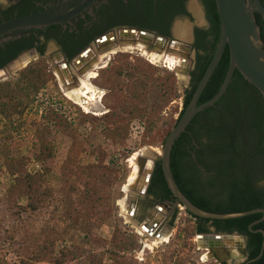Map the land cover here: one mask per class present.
Listing matches in <instances>:
<instances>
[{"label": "trees", "instance_id": "16d2710c", "mask_svg": "<svg viewBox=\"0 0 264 264\" xmlns=\"http://www.w3.org/2000/svg\"><path fill=\"white\" fill-rule=\"evenodd\" d=\"M127 1L129 6L127 8L121 0H108V4H101L99 14L100 16L103 15V18L98 29L93 30L94 33L89 32V40L120 26H138L141 29H149L152 26V31L155 30L158 34L168 37L169 25L172 20L184 12V0H168L164 3L162 0H141V13L135 10L131 11L132 0ZM201 2L209 27L207 30L196 29L195 31L194 67L190 72L188 87L184 90L183 109L179 116L191 100L196 85L209 64L219 39L220 25L215 1L201 0ZM260 2L264 6V0H260ZM174 5H178L177 9H174ZM34 12L32 10L22 15ZM166 14H168L167 24H165ZM255 18L260 29L261 40L264 43V23L258 14H255ZM80 25L78 28L81 29ZM55 26L58 25L53 27ZM72 56L73 54L69 58ZM13 57L0 62V68ZM228 66L229 51L226 48L204 87L198 104L209 100L218 92ZM42 69L36 63H32L26 66L18 77L17 87L20 89L19 83H23V93L27 101L30 102L18 101L14 107L8 108L5 102L7 94L0 93V162H2L9 176L16 175L12 187L7 192V198L10 206L17 198H26L25 205L16 204V207L11 209L9 217L5 218L4 224L6 225L1 227V232L6 238L0 241V252H4V254H9V251L14 252V259L8 260L4 256H0V264H43L45 262L64 264L68 258L70 259V255L73 253L68 250L65 253L59 252L55 256L53 254L55 247H53L52 242L51 249L48 250L44 246L41 249L38 247L39 250L37 251L31 249L28 243L18 242L11 236L18 232L21 225V213L37 212L39 204L44 201L42 197L51 190V183H46L45 177L47 175L52 174L55 180L61 183L62 179L65 180L66 178L62 172L68 174L70 171L72 176L73 173L78 176L80 173L89 172L90 178H93L99 170H103L102 151L101 148L98 150L100 143L93 141L90 145L86 143H79L78 145V141L75 139L72 143L76 148H80V151L85 153L84 155H87L91 163L84 165L80 157L73 156L67 150L65 159L62 161L61 174L59 173L61 179L56 173L57 161L52 155L54 154L53 148H57L62 142L71 141L75 124L69 114L54 109L52 104H48L42 111L38 109L37 101H35L36 95L45 86ZM167 74L161 75V71L151 65L148 67L121 65L104 70L100 76L104 77V82L107 84L115 82L119 84L120 78H125L131 82L126 88L127 96L122 90L116 92L111 89L110 93L112 92L115 96L116 105L123 104L122 106L129 117L148 115L150 124L148 128L153 130L160 121L162 109L178 96L175 80L171 73ZM118 111H110L102 117V121L111 120L112 126L108 127L103 124L102 128H99V139L106 137L107 133L117 128L116 126L113 129V123L117 124L113 118H118ZM27 112L32 115V121H35V129L32 131L33 137L30 141L24 134L26 135V131L31 130V125L28 123V125L20 126L21 124L13 119L14 115L21 119V116H25ZM27 119H25L27 122L31 121V119L30 121ZM90 120L92 121V119ZM176 122L177 120L174 125ZM93 126L95 128H93L92 137H96L98 126L95 122ZM16 136H24V140L27 142L25 145L32 153L35 164L40 166L41 173L31 175L27 171L30 159L26 157L17 158L15 154L11 156L12 152L21 151L20 144L14 148L11 147ZM170 160L171 171L176 184L184 196L196 207L219 214L264 208V96L236 69L226 93L212 106L198 113L185 131L175 140ZM73 165H75V169L71 171ZM107 180L110 182L109 178ZM92 193L93 190L87 189L85 198L93 200L94 194ZM147 195L152 196L155 202L161 200L176 201L164 180L159 160L155 162ZM51 202L53 201L50 200L49 203ZM0 211L4 214L7 212L4 207L0 208ZM100 212L102 213L103 210ZM185 212L186 225L181 226L176 232L175 247L167 256L170 262L174 257L180 255L184 248L189 246L190 238L197 234H208L210 228L220 234L236 233L243 236L248 260L259 255L263 236L257 230L264 231V220L260 223H253L263 217L262 213L230 220H209ZM63 215L65 217L66 212ZM250 225L252 226L249 230ZM178 241H181L180 248L177 245ZM138 247L137 240L129 237V240L127 238L126 241H119L116 244L118 250L116 252L132 251ZM64 248L66 249V247ZM180 264H184V261ZM209 264L219 263L212 261ZM248 264H264V249L258 260Z\"/></svg>", "mask_w": 264, "mask_h": 264}, {"label": "rangeland", "instance_id": "374dc122", "mask_svg": "<svg viewBox=\"0 0 264 264\" xmlns=\"http://www.w3.org/2000/svg\"><path fill=\"white\" fill-rule=\"evenodd\" d=\"M0 1L3 2L4 0ZM193 8L198 11L200 10L201 13L203 12L195 1L193 3ZM194 21L195 19L193 23ZM181 22L184 23L185 21L182 20ZM198 25H204V21ZM180 29L183 33L187 32L186 28L183 26L182 28L180 27ZM183 33L181 34L184 35ZM176 41L188 46L191 40L190 36H188L185 38V42L180 39ZM128 48L129 49L126 50L118 48L113 51L114 53H108L110 51H107L102 54L97 53L96 49L93 48L91 53L92 55L96 54L97 58L92 61L91 64L96 62V67L92 69L96 73V77L92 80L81 79L80 84L79 78L83 77L77 74L74 66L70 67L69 74L75 73L77 75V84H73L67 74L55 70L50 58L48 61H45L44 58L39 60L35 58L29 63H36L40 68H43L42 71L44 73L45 86L41 88L35 99L38 109L42 111L48 104H52L54 109L69 114L75 124L71 141L62 142L60 146L55 149L53 148L52 151L54 153L52 155L55 161H57L56 173L58 176L60 177L59 173L61 174L60 169L62 161L65 159L67 150H69V153L73 156L77 155L78 158L80 157L84 165H89V163H91L87 155H84L85 153L83 154L80 148L74 146L72 141L75 139L78 141V145L79 143L90 145L93 141L100 143L98 150L101 148L102 151L103 170H99L93 178H90L91 174H89V172L80 173L78 176H75L74 173L73 176L70 175V171L68 174L62 172L66 178L65 180L62 179L63 181L61 183H59L58 180L56 181L52 174L47 175L45 177L46 183H51V190L42 197L44 201L39 204L37 212L21 213V225L18 228V232L11 237L18 242L28 243L31 249L37 251L39 250L38 247L41 249L44 246L48 250L51 249L52 242L53 247H55L53 248V254L55 256H57L59 252L63 251V253H65L68 250L73 254L70 255L71 258H68L64 264H180V262L183 261L184 264H209L213 260L209 259V256L205 258L208 254L206 250L198 245L196 237L190 238L188 241L189 246L184 248L180 255L174 257L170 262L167 256L175 247V230L173 231V236L170 238L169 243L158 241V239H155L156 237L149 236L147 231L144 233V230L140 227L146 218L143 219L144 216L142 214H135L134 216L129 215L127 213V207H124L122 203L125 199L124 189L128 186L131 176L135 172L133 159L136 155L145 157L147 162L144 169L145 171L146 169L147 171L150 170L147 173L150 175L153 165L152 158L155 161V154L161 153L164 143L163 139L166 138L168 132L173 128L175 121L178 119L183 109L184 90L188 87L189 79L181 73V68L184 67L182 60H190L192 57V52H190L187 57L181 54L185 52V50L173 54L180 60L179 67L176 69L172 63H166L167 59L162 57L170 54L167 46L158 53L153 50L147 51L145 49L146 54L141 50ZM54 52V48H48L46 49L45 55L50 56ZM155 54L161 56V58L158 59L153 57ZM24 56L26 55L10 63L7 68L2 71L5 75L0 77V93L7 94V98L4 100L8 108L14 107V104L18 101H22L23 103L30 102L27 101L23 93V83H19V86H21L20 89L17 87L20 72L29 65L27 64L28 61L25 59H23V61L25 60L24 62L19 60ZM121 65L128 67L130 65L145 67L151 65L158 68L163 76H165L166 73H168L167 75L171 73L175 80L178 96L173 98V100L162 109L160 112V121L153 130L148 128V126H150L148 115H145V117H129V114L122 106L123 104L120 103L116 105L115 96L112 92L110 93L111 89L116 92L122 90L124 95L127 96L128 91L126 88L131 82L125 78H120L119 84L117 82L107 84V82H104V77L102 78V76H100L101 72H104V70L106 71ZM83 81H86L92 90L88 92V90L82 88ZM32 82H34V80H32ZM80 90L84 93L88 92V97L80 96V94H78ZM73 91L79 96L71 94ZM94 95L96 99L101 98L100 101L96 100L93 102L99 108L98 110L90 109L87 104V102H89V97H93ZM114 110H119L118 118H113V120L115 119L117 121L116 125L113 123V129L116 126L117 128L107 133L106 137L99 139V128L103 126V124L108 127L112 126L111 120L102 121V117L106 113ZM38 115L40 114L38 113ZM31 118L33 119L32 115L28 112L25 116H21V119H19L17 115L13 116L14 121L17 123L19 122V124H21L20 126L28 125V123L31 125V130L26 131V135L24 134V136L28 138V141L32 139V131L35 129V121H32ZM25 119L28 121L31 119V121L27 122ZM90 119H92V121ZM94 122L98 126L96 137H92L93 128H95V126H93ZM24 136H16L15 141H13L14 144H11V147L14 148L20 144L21 151H15L16 153L12 152L11 156L15 154L17 158L26 157L30 159V164L27 165V171L31 175H36L37 173H41V168L39 165L35 164L32 153L27 149L25 145L27 142L24 140ZM72 169H75V165L71 167V171H73ZM14 177H16V175L13 177L9 176L2 162H0V206H3L5 211H7L5 214L0 213V241L6 238L1 232V227L6 225L4 224L5 218L9 217L11 209L15 208L16 204L25 205L26 203V198L19 197L16 201H13L12 206H10L7 192L13 185ZM107 178H109L110 182H108ZM142 182L137 185L138 188L141 187ZM89 188L93 190V200L85 198L86 190ZM50 200L53 202L49 203ZM3 207L0 208L2 209ZM102 210L103 212L101 213L100 211ZM64 211L66 212L65 217L63 215V213H65ZM177 212V223L175 226L178 230L181 226L186 225V216L184 210L180 206H178ZM129 237H133L137 240V245L139 247L132 251L116 252L118 251L116 244H118L119 241H126L127 238L129 240ZM177 245L178 248H180L181 241H178ZM64 247H66V249ZM8 253L9 254H4V252H0V256H4V258L8 260L14 259V252L9 251ZM178 261L180 262L178 263ZM43 264L50 263L45 262Z\"/></svg>", "mask_w": 264, "mask_h": 264}, {"label": "water", "instance_id": "95a60500", "mask_svg": "<svg viewBox=\"0 0 264 264\" xmlns=\"http://www.w3.org/2000/svg\"><path fill=\"white\" fill-rule=\"evenodd\" d=\"M99 0H61L54 5L48 6L34 13L17 16L7 21L0 23V38L6 34L14 31L29 30V29H42L54 25H60L64 23H70V21L77 16L82 15L88 11ZM196 2V0H194ZM216 11L219 17V39L216 44L215 51L212 58L207 65L203 75L198 81L196 88L182 114L177 119L174 127L168 132L164 143L162 145L161 153L155 154V161L152 158V170L156 160L160 161L162 174L167 184L168 189L171 191L172 196L176 200V204L183 210L187 211L191 215L199 218L209 220H230L245 217L255 213H262L263 217L253 224L260 223L264 220V208H256L249 211L229 214H219L204 211L194 204H192L181 192L176 181L173 177L170 165V155L175 140L179 135L185 131L186 127L190 124L192 119L205 108L212 106L216 103L227 91V88L231 82L234 71L238 72L252 84L259 92L264 96V43L260 37V29L257 25L255 14H258L264 23V6L260 0H214ZM195 23L199 24L203 21L201 11H192ZM178 20L174 23V40L167 43L161 37H154V35H148L144 32L134 29H122L117 32V37L123 35L132 37L131 40L116 39L112 34H108L100 37L95 42V49L97 53H104L111 51L114 48L122 49L125 46L136 47L141 45L138 38H146L152 40L155 43L157 51H161L162 46L167 43V48L170 54L180 53L182 50L190 51L189 46L183 45L176 41L177 39L183 40L190 36L192 23L188 20ZM182 26L186 28L184 35L181 33ZM139 36V37H138ZM229 51V66L223 80V83L218 92L209 100L198 104L200 95L210 79L213 71L218 65L225 49ZM91 51L87 50L85 55L90 56ZM185 57L187 54L181 53ZM82 57H78L74 64H78ZM97 58L96 54H93V61ZM184 67L181 68V73L185 77H188L189 69L191 68L190 60H182ZM1 81V78H0ZM99 109L98 107L94 108ZM147 159L143 156H138V163L140 170H144ZM151 174V173H150ZM141 177V176H140ZM150 175L144 176L142 187L133 185L128 187L129 191H125V199L122 202L124 207H127V213L131 216L134 215L136 208V201L139 196H143L146 193ZM167 207H173V204L166 202ZM162 218V217H161ZM147 223V221H145ZM252 224V225H253ZM249 226V230L251 226ZM141 228H146L145 224L141 225ZM149 228L147 231L148 234ZM257 232L263 236L261 250L259 255L251 260H248L247 256H244L241 251L244 249V237L236 233L233 234H200L197 235L196 240L198 245L204 250H208V253L212 252L216 254L220 260L223 256L229 260L237 261V264H248L258 260L264 249V231L259 229ZM145 233V232H144ZM160 238V237H157ZM239 240L235 247L231 244V239ZM210 255V254H209ZM211 258V257H210Z\"/></svg>", "mask_w": 264, "mask_h": 264}, {"label": "flooded vegetation", "instance_id": "af4514ba", "mask_svg": "<svg viewBox=\"0 0 264 264\" xmlns=\"http://www.w3.org/2000/svg\"><path fill=\"white\" fill-rule=\"evenodd\" d=\"M59 1L61 0H4L3 2L0 1V23L9 20V18L12 19L14 17L21 16L22 14L28 13L32 10H34L35 12L38 10H42L43 8L54 5ZM121 1L125 4V8L129 7L127 5L128 4L127 0H121ZM177 1H182V0H177ZM162 2L163 3L168 2V0L167 1L162 0ZM193 3H194V0H184V4H183L184 12H182V15H178L174 17V19L172 20L171 24L169 25L170 28H169L168 37L158 34L155 30L152 31V26L149 29H141L138 26L136 27L120 26V27L112 28L111 30H108L107 32L102 33L101 35L95 37L94 39L89 40L90 38L88 36L89 32L94 33V31L98 29V25L102 21L103 15L100 16L99 14V10L102 7L101 4H108V0H99L88 11L72 19L70 23H64V24H60L55 27L50 26V27L42 28V29H29V30H20V31L11 32L0 38V62H4L7 58L14 56L13 59H11L3 67L0 68V72H1L0 75L2 76V73H3L2 71H4V69L7 68V66L10 63L18 59L19 57L26 55L20 58L19 60L23 61V59H25L26 61H28L27 64H29L35 58L37 60L44 58L45 61H48V59L50 58V61L54 65L53 68L55 70L57 71L59 70L67 74L71 82L73 84L75 83L77 84L78 83L77 75L75 73L69 74L70 67L74 66L77 74L83 77V78H79V84H80L81 79L92 80L96 77V73L92 70L94 67H96V62L91 64L93 61L92 60L93 55L91 53L90 55L92 56H86L85 53L87 50H90L92 52V49L95 48L96 40L99 39L100 37L108 35V34H112L114 37H116V39L121 38L124 40H131L132 37H129L126 35L117 37L118 35L116 34L119 30H122V29H134V30H139L140 32H144L145 34H148V35H154V37H161L167 43H169L174 40V33H173L174 23L178 20H188L193 25L190 31L191 41L188 45L190 48V51L185 50V52L183 53L189 56V53L192 52V57L190 58L191 68L189 69V72H188V79L190 81V72L194 67V59H195V54H196L193 48V44L196 39L195 31L196 29L207 30L209 27V22L206 19L205 10H204L201 0H196V3L197 5L201 7L203 11L202 15H203L204 25H198L195 23V21L193 23L194 17H193L192 11H195L197 13V9L193 8ZM177 7L178 5H174V9H177ZM130 9L131 11L135 10L136 12L141 13L140 12L141 0H132V8ZM167 15L168 14H166L165 16V24L168 23ZM151 23H152V20H151ZM79 24H81L80 25L81 29L78 28ZM88 40L89 42L86 43ZM137 41H139V43L142 46H137L139 48L135 47L134 49H137L139 51L141 50L144 54H146V50L147 51L153 50L156 53L159 52L157 51L156 45L154 42H152V40H149L146 38H138ZM167 43H165L162 46L161 51L163 50L165 46H168ZM48 48L55 49V52L51 54L50 56L45 55L46 49ZM132 48L133 47H130V49ZM114 49H118V48H114ZM72 54L73 56L69 58ZM78 57H82V58L78 64H74ZM164 57L166 59L169 57V55L168 56L165 55L163 56V58ZM79 93H80V96L82 97H88V94L84 95L82 91H80ZM95 95L97 96L96 93ZM95 95L93 97H89V102H87V104L89 105V108L93 110H95L94 108L97 107V105H95L93 102H95L96 100H99V101L101 100V98L96 99ZM152 172L150 174V179H151ZM150 179L148 182L147 190L149 188ZM147 190H146L145 195L138 197V200L136 201V208L134 211V215L142 214L144 216L143 219L146 218V220H144V222L142 223V224H145L147 228V229L142 228L144 232L148 230L149 228L150 229L149 236L156 237L155 239H158V241L160 242L169 243L170 238L173 236V231L174 230H175L174 232L178 231L177 227L175 226L177 223L176 219H177V213H178L177 212L178 205L176 204V201L170 202L167 200H161V201L155 202L152 196L147 195ZM166 202L172 203L173 207H167L165 205ZM184 214H186L185 210H184ZM145 221H147V223H145ZM208 234H216V232L214 231L213 228H210V233ZM197 235H200V234H197ZM197 235L195 237H197ZM157 237H160V238H157ZM206 253L208 255L210 254L209 259L215 261L216 263L237 264V261H235L234 259L229 260L227 259V257L223 256L222 260H220V258H218L216 254L212 252L208 253V250H206ZM241 253L244 256H247L246 249H245V238H244V249L241 251Z\"/></svg>", "mask_w": 264, "mask_h": 264}, {"label": "bare ground", "instance_id": "6f19581e", "mask_svg": "<svg viewBox=\"0 0 264 264\" xmlns=\"http://www.w3.org/2000/svg\"><path fill=\"white\" fill-rule=\"evenodd\" d=\"M137 46H142V45H137ZM136 46V47H137ZM128 47H132V46H125L124 48H122L123 50H126V49H128ZM133 48H135V47H133ZM137 48H139V47H137ZM116 49H113L112 51H110V52H113V51H115ZM110 52H108V53H110ZM102 54V53H101ZM168 56V55H167ZM153 57H156V58H161V56H158V55H154ZM163 57V56H162ZM165 58V57H164ZM180 58V57H179ZM167 60H166V63H168V62H170V63H172V65L173 66H175L174 68H178L179 67V64H180V60L176 57V56H174L173 54L171 55V54H169V57L168 58H166ZM171 65V64H170ZM0 74H1V72H0ZM5 75V73H2V76L0 75V77H3ZM82 87L84 88V89H86V90H88V92L90 91V90H92V88L90 87V85H88L87 83H86V81H83V83H82ZM81 91V90H80ZM80 91H78V94H80L79 92ZM71 94H76L74 91L73 92H71ZM78 94H76L77 96H79ZM83 94L85 95V94H88L87 92L86 93H84L83 92ZM138 156L139 155H136V157L133 159V161H134V165H135V172L132 174V176H131V179H130V182H129V184H128V186L125 188L126 189V191H129V189H128V187H130V186H133V185H138V184H140L141 182H142V180L144 181V176L145 175H147V173L150 171V170H148L147 171V169H146V171H145V169L144 170H140V165H139V163H138ZM140 156H142V155H140ZM147 162V161H146ZM141 176V177H140ZM142 184H143V182H142ZM142 184H141V187H142ZM236 243H239V240H237V239H235V238H233V239H231V244L235 247V245H236ZM209 255H206L205 256V258H207Z\"/></svg>", "mask_w": 264, "mask_h": 264}]
</instances>
